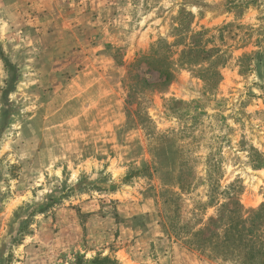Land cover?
I'll list each match as a JSON object with an SVG mask.
<instances>
[{
    "label": "rangeland",
    "instance_id": "374dc122",
    "mask_svg": "<svg viewBox=\"0 0 264 264\" xmlns=\"http://www.w3.org/2000/svg\"><path fill=\"white\" fill-rule=\"evenodd\" d=\"M230 185L264 204V0H0V264H242L192 236Z\"/></svg>",
    "mask_w": 264,
    "mask_h": 264
},
{
    "label": "trees",
    "instance_id": "16d2710c",
    "mask_svg": "<svg viewBox=\"0 0 264 264\" xmlns=\"http://www.w3.org/2000/svg\"><path fill=\"white\" fill-rule=\"evenodd\" d=\"M193 48H188L180 54V61H186L187 65H194L199 62L201 52L192 56ZM208 59L209 57H204ZM161 68L157 69L162 81L157 85H151L142 80L144 88L157 86L162 90L172 81L173 75L169 67L161 58ZM163 63V64H162ZM199 64V63H198ZM261 163L255 165L261 167ZM233 186L230 185L223 191L216 187L211 188L207 205L213 207L218 205L217 194L224 196V201L219 203L216 214L209 217L205 223L192 232L194 238L200 240L201 246L214 245L222 254L238 259L242 264H264V204L257 209H245L231 193ZM220 192V193H219ZM203 237L204 235H206ZM74 264H119L110 257H97L91 260H84L78 257Z\"/></svg>",
    "mask_w": 264,
    "mask_h": 264
}]
</instances>
